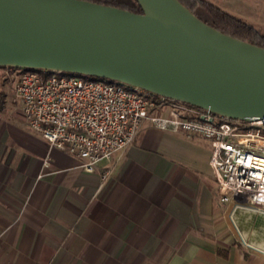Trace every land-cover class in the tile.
<instances>
[{
  "label": "crops",
  "instance_id": "0c3cea01",
  "mask_svg": "<svg viewBox=\"0 0 264 264\" xmlns=\"http://www.w3.org/2000/svg\"><path fill=\"white\" fill-rule=\"evenodd\" d=\"M7 103L5 95L0 264H264V218L236 212L243 240L256 249L245 245L230 219L234 204L210 190L207 140L144 122L123 154L87 174Z\"/></svg>",
  "mask_w": 264,
  "mask_h": 264
},
{
  "label": "water",
  "instance_id": "95a60500",
  "mask_svg": "<svg viewBox=\"0 0 264 264\" xmlns=\"http://www.w3.org/2000/svg\"><path fill=\"white\" fill-rule=\"evenodd\" d=\"M142 14L83 0H0V68L108 80L225 119L264 120V48L178 0Z\"/></svg>",
  "mask_w": 264,
  "mask_h": 264
},
{
  "label": "built area",
  "instance_id": "2783aa9c",
  "mask_svg": "<svg viewBox=\"0 0 264 264\" xmlns=\"http://www.w3.org/2000/svg\"><path fill=\"white\" fill-rule=\"evenodd\" d=\"M2 70L15 78L13 96L27 127L49 149L79 159L87 174L98 163L123 154L144 122L165 133L207 140L212 148L210 190L221 204H234L231 222L244 244L256 249L243 240L235 214L242 208L264 212V120L221 118L118 83Z\"/></svg>",
  "mask_w": 264,
  "mask_h": 264
},
{
  "label": "trees",
  "instance_id": "16d2710c",
  "mask_svg": "<svg viewBox=\"0 0 264 264\" xmlns=\"http://www.w3.org/2000/svg\"><path fill=\"white\" fill-rule=\"evenodd\" d=\"M91 3L109 6L125 10L134 14H142V10L136 0H83ZM182 5L189 8L193 14L206 24L216 30L237 38L242 41L249 42L253 45L264 48V32L258 29L252 23L239 18L218 5L208 0H178ZM1 69V68H0ZM65 77H79L82 79L101 80L106 83H113L108 80L86 77L73 74H61ZM5 94L0 91V111L4 109Z\"/></svg>",
  "mask_w": 264,
  "mask_h": 264
},
{
  "label": "rangeland",
  "instance_id": "374dc122",
  "mask_svg": "<svg viewBox=\"0 0 264 264\" xmlns=\"http://www.w3.org/2000/svg\"><path fill=\"white\" fill-rule=\"evenodd\" d=\"M221 2L224 7L230 9V11L228 12L252 23L258 29L264 32V0H221ZM218 6L221 7L220 5ZM14 84H15V78H7L5 71L0 69V91L6 95V98L8 100L7 103L8 108L16 109V111L18 110L16 114H19L20 112L18 108L20 105L17 101H15L13 96ZM255 215L259 217L261 220L262 218H264L263 215H261L259 212L258 213L255 212ZM260 235L261 234L259 235L257 234L256 236H260Z\"/></svg>",
  "mask_w": 264,
  "mask_h": 264
},
{
  "label": "bare ground",
  "instance_id": "6f19581e",
  "mask_svg": "<svg viewBox=\"0 0 264 264\" xmlns=\"http://www.w3.org/2000/svg\"><path fill=\"white\" fill-rule=\"evenodd\" d=\"M261 213H263V215H264V212H261Z\"/></svg>",
  "mask_w": 264,
  "mask_h": 264
}]
</instances>
